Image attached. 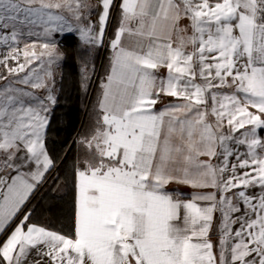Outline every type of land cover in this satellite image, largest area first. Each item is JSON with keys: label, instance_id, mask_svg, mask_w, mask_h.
I'll list each match as a JSON object with an SVG mask.
<instances>
[{"label": "snow or ice", "instance_id": "obj_1", "mask_svg": "<svg viewBox=\"0 0 264 264\" xmlns=\"http://www.w3.org/2000/svg\"><path fill=\"white\" fill-rule=\"evenodd\" d=\"M113 4L0 0V264H264V0H122L72 230L24 211L54 167V37L102 46Z\"/></svg>", "mask_w": 264, "mask_h": 264}, {"label": "trees", "instance_id": "obj_2", "mask_svg": "<svg viewBox=\"0 0 264 264\" xmlns=\"http://www.w3.org/2000/svg\"><path fill=\"white\" fill-rule=\"evenodd\" d=\"M115 20L113 6L112 25L105 43L99 47L85 45L70 33L56 37L61 56L58 77L54 78L57 103L52 108L46 129V147L54 167L33 194L25 211L31 212V222L57 232L72 230L74 173L89 158L83 141L91 137L98 119L101 83L111 59L107 41Z\"/></svg>", "mask_w": 264, "mask_h": 264}, {"label": "crops", "instance_id": "obj_3", "mask_svg": "<svg viewBox=\"0 0 264 264\" xmlns=\"http://www.w3.org/2000/svg\"><path fill=\"white\" fill-rule=\"evenodd\" d=\"M122 0H114V8L116 9V20L114 22V25L112 26V30H111V33H110V36L108 38V41H107V48H108V51L110 52V57L112 56V51H111V48H110V41L113 37V34L115 32V30L117 29L119 23H120V18H121V11H120V8H119V5L121 4ZM88 3L92 6L93 8V15L91 16V19L93 21H95L97 19V15H96V12L99 11V0H88ZM113 8V7H112ZM112 8L110 10V16H109V21H108V24H107V27H106V31H105V36L107 34V31L109 30V28L111 27V11H112ZM187 22L186 21H181V26L183 27L184 24H186ZM105 36H104V42L103 44L105 43ZM57 47V46H56ZM58 50V49H57ZM107 73H106V76L108 74V71H109V66H108V69L106 70ZM161 72L163 73L164 70L162 69ZM55 78V77H54ZM106 78V77H105ZM105 80V79H104ZM103 80V81H104ZM3 82H5L4 80H2ZM55 81V80H54ZM1 82V83H3ZM1 87V86H0ZM55 92H56V85L54 83V95H55ZM169 101L171 102H176L174 98H169V99H166L164 100L163 102L161 103H158L156 105L157 109H160V108H163ZM243 150V149H241ZM213 163H217L216 160H213ZM169 188L170 189H176L178 188L180 193H183L184 196L183 198L187 199L190 197L191 193H192V189L188 186H184V185H169ZM207 191H212L211 189H208ZM219 224V213H216L215 214V220L213 222V227H212V233H211V238L212 240L215 242L218 240V236L215 234L216 233V230H217V225ZM1 234V233H0Z\"/></svg>", "mask_w": 264, "mask_h": 264}, {"label": "rangeland", "instance_id": "obj_4", "mask_svg": "<svg viewBox=\"0 0 264 264\" xmlns=\"http://www.w3.org/2000/svg\"><path fill=\"white\" fill-rule=\"evenodd\" d=\"M71 23H72L73 27L75 28V27H76V21L73 20V21H71ZM36 30H37V31H40V29H39L38 26H37ZM66 33H68V32H66ZM70 34L76 35V36L78 37V33H76V32H71ZM58 35H59V34H57L54 38L56 39V37H57ZM28 40H29V41H37V42L39 43L40 41L43 40V36H41L39 39H38L37 37H35V36H33V37H29ZM106 41H107V40H106ZM4 51H5V49L3 48V46H0V54H3ZM57 51H58V50H57ZM37 52H39V48L37 49ZM58 53H59V52H58ZM60 63H61V56H60V54H59V57H58L57 61L52 65V68H51V71H52V73H53V77H55V78L58 77V73H59L58 71H59V69H60V68H59V67H60ZM6 74H7V73L5 72V69H4L3 67H0V75H6ZM105 77H106V76H105ZM105 77L102 79V81L105 79ZM9 79L11 80V77H9ZM1 82H3V81L0 80V86L2 87V86H4V84L6 83V81L3 82V83H1ZM38 94L41 95V96L45 95V93H44L43 91L38 92ZM34 193H35V192H34ZM34 193H33V194H34ZM32 196H33V195H32ZM32 196L30 197L29 201L27 202V204H26V206H25V209L27 208L28 204L30 203V200H31ZM25 209H24V211H25ZM21 215H22V213L18 215L16 221H15L13 224H11V225L6 229V232L0 234V240H3V239L5 238V236H6L8 233H10V231L12 230V228L15 227V224L19 222V218H20Z\"/></svg>", "mask_w": 264, "mask_h": 264}]
</instances>
